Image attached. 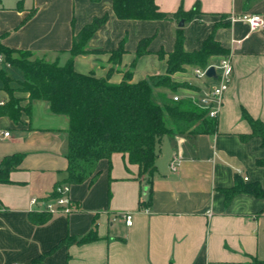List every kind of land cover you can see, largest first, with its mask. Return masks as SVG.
I'll return each instance as SVG.
<instances>
[{"label":"crops","instance_id":"1","mask_svg":"<svg viewBox=\"0 0 264 264\" xmlns=\"http://www.w3.org/2000/svg\"><path fill=\"white\" fill-rule=\"evenodd\" d=\"M154 2L168 16L198 12L178 28L175 19L119 21L111 0H0V45L60 64L68 58L73 36L94 18L107 15L73 67L112 84L123 80L134 60L132 83L164 75L178 29L188 53L198 51L212 34L233 68L215 134L161 139L146 209L139 207L146 200L139 167L121 153L98 163L93 183L69 186L75 209L71 214L46 215L40 205L32 207V197L50 199L66 178L68 120L51 114L43 101L25 110L28 95L15 92L22 109L18 122L0 116V167L3 159H19L0 183V264H264V202L245 193L228 200L224 196L225 191L254 184L264 190V166L258 165L264 149L259 138L249 137L250 126L242 117L245 112L264 125V25L251 32L244 22L232 21L243 15L264 20V0ZM31 11L33 16L22 25ZM144 39H149L148 54L136 59ZM121 42L125 52L112 63L111 53ZM220 57H212L210 64ZM2 67L19 81L16 69ZM192 71L172 75L174 83L193 87L179 88L178 95L197 97L209 89L212 82L196 79ZM6 102L0 90V107ZM176 156L180 164L172 173L169 163ZM124 213L132 215L130 227L120 219ZM90 233L95 240L78 243Z\"/></svg>","mask_w":264,"mask_h":264},{"label":"trees","instance_id":"2","mask_svg":"<svg viewBox=\"0 0 264 264\" xmlns=\"http://www.w3.org/2000/svg\"><path fill=\"white\" fill-rule=\"evenodd\" d=\"M100 0H90L98 3ZM21 9V1L18 3ZM114 17L119 21H166L175 19L189 21L198 11L190 13L178 11L172 16L161 12L154 0H111ZM31 11L22 25L33 16ZM107 21V15L94 18L72 38V46L64 64L45 55L29 51L9 49L0 45V90L7 95V102L0 107V116L17 123L22 112L15 92L28 95L29 104L43 101L51 114L64 116L68 120L66 130V178L63 184L80 185L86 181L93 183L98 173L97 165L108 160L114 153L126 154L128 161L139 167L138 179L142 184L145 201L139 202L140 209L150 206V186L156 172L157 149L163 137L169 135H211L217 131V120L210 119L207 112L197 107L191 98L178 95V89H193L187 84L172 81L175 73H184L187 68L204 69L210 59L225 56L222 49L209 35L198 51L188 53L183 48L182 29L175 34L173 51L167 54L166 72L137 83L131 82L132 69L124 73L119 84H112L108 78H95L92 74L75 72L73 60L86 54V45L97 30ZM149 39L138 43L136 59L148 54ZM123 42L111 53V62L119 61L124 54ZM164 57L162 52L158 53ZM2 66L16 69L21 80L14 81ZM172 94V95H171ZM171 95V96H170ZM175 95L180 96L173 101ZM249 124V137L259 138L264 149V125L242 113ZM245 137L243 139H246ZM18 157L2 160L0 183L6 182L7 172L14 169ZM258 165L264 166V161ZM236 193L252 195L264 202V190L259 185L243 186L225 191L228 200ZM55 197L54 193L51 198ZM94 233L79 239L78 243L95 240ZM34 261L32 264H35Z\"/></svg>","mask_w":264,"mask_h":264},{"label":"built area","instance_id":"3","mask_svg":"<svg viewBox=\"0 0 264 264\" xmlns=\"http://www.w3.org/2000/svg\"><path fill=\"white\" fill-rule=\"evenodd\" d=\"M242 21L244 22L249 31H256L263 27L264 20L260 15H243L241 17L233 18L232 21ZM209 67H213L215 71L214 78H207L206 71ZM193 76L198 80L203 81H211V85L206 93L198 95L197 97H188L193 100V102L197 105L198 108L205 110L207 112V116L210 119H217L218 114L220 112L222 106V97L223 94L229 87L233 68L231 59L229 56L220 57L217 64H209L204 69H194ZM180 96L175 95L173 97V101H178ZM3 137H7L8 133L3 132ZM180 164V158L174 157L169 163V170L174 173L178 169ZM244 182H247V178L243 179ZM55 197L50 198L46 201L40 202L36 197H32L30 199V205L33 207L40 205V212L46 215H54V214H63L69 215L75 209L73 208V204L69 198V185L62 184L58 185L54 189ZM120 219L123 223L130 227L132 225V215L129 213H124L120 216Z\"/></svg>","mask_w":264,"mask_h":264},{"label":"water","instance_id":"4","mask_svg":"<svg viewBox=\"0 0 264 264\" xmlns=\"http://www.w3.org/2000/svg\"><path fill=\"white\" fill-rule=\"evenodd\" d=\"M184 25L183 21H179L178 28H182ZM206 77L207 78H214L215 77V71L213 67H209L206 71Z\"/></svg>","mask_w":264,"mask_h":264},{"label":"rangeland","instance_id":"5","mask_svg":"<svg viewBox=\"0 0 264 264\" xmlns=\"http://www.w3.org/2000/svg\"><path fill=\"white\" fill-rule=\"evenodd\" d=\"M190 69H191V68L188 67L187 70H186V72H190ZM15 71H16L17 74L20 76V77H19V80H21V75H20V73H19L17 70H15ZM171 95H172V94H171ZM171 95H170V96H171Z\"/></svg>","mask_w":264,"mask_h":264}]
</instances>
